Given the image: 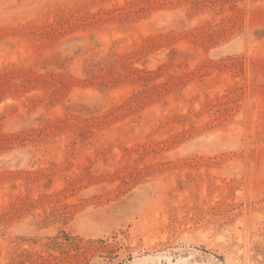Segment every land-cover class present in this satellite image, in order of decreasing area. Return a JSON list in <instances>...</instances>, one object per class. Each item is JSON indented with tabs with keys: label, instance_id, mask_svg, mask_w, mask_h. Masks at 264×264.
<instances>
[{
	"label": "rangeland",
	"instance_id": "rangeland-1",
	"mask_svg": "<svg viewBox=\"0 0 264 264\" xmlns=\"http://www.w3.org/2000/svg\"><path fill=\"white\" fill-rule=\"evenodd\" d=\"M0 264H264V0H0Z\"/></svg>",
	"mask_w": 264,
	"mask_h": 264
}]
</instances>
